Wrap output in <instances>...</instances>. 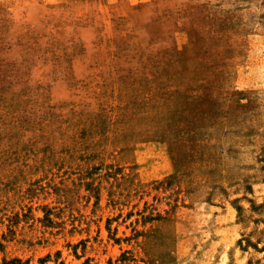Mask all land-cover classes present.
I'll use <instances>...</instances> for the list:
<instances>
[{"label":"rangeland","instance_id":"1","mask_svg":"<svg viewBox=\"0 0 264 264\" xmlns=\"http://www.w3.org/2000/svg\"><path fill=\"white\" fill-rule=\"evenodd\" d=\"M0 264H264V0H0Z\"/></svg>","mask_w":264,"mask_h":264}]
</instances>
